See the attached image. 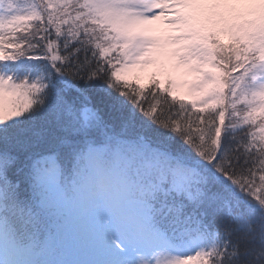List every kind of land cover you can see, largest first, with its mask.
I'll list each match as a JSON object with an SVG mask.
<instances>
[{"label":"snow or ice","instance_id":"snow-or-ice-1","mask_svg":"<svg viewBox=\"0 0 264 264\" xmlns=\"http://www.w3.org/2000/svg\"><path fill=\"white\" fill-rule=\"evenodd\" d=\"M0 264H264V0H0Z\"/></svg>","mask_w":264,"mask_h":264}]
</instances>
